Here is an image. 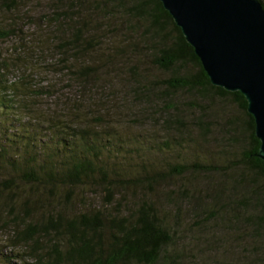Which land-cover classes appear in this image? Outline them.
I'll return each instance as SVG.
<instances>
[{"label": "rangeland", "instance_id": "rangeland-1", "mask_svg": "<svg viewBox=\"0 0 264 264\" xmlns=\"http://www.w3.org/2000/svg\"><path fill=\"white\" fill-rule=\"evenodd\" d=\"M133 4L0 0V33L8 34V38L0 35V145L12 154L9 149L23 144L14 134L30 133L37 142L39 137L49 138L51 129L69 137L71 128L77 127L88 135L98 132L124 141V151L108 164L114 175L145 171L167 177L170 170L184 165L220 170L173 175L152 193L134 188L125 198L131 205L141 193L149 196L169 224L178 216L174 245L166 249L179 255L171 264H264V231L247 228V214L234 221L210 201L214 195L222 196L226 178L240 193L242 185L252 180L242 176L239 167L242 152L249 147L246 116L233 98L214 91L166 88L167 81L193 75L196 68L187 63L164 71L152 63L176 35L166 25L155 36L150 19L131 13ZM83 21V29L94 34L90 46L83 38L78 53L71 49L62 55L56 47L58 37L68 39V28ZM85 66L90 69L83 71ZM6 136L12 140L6 142ZM19 174L16 168L0 165V184L13 180L11 189L0 187V264H25L17 257L31 264L24 246L11 245L14 213L18 220L37 222L49 211L75 217L107 205L96 182L74 189L64 183L51 193L48 183L31 184ZM184 194L196 198V210L181 203Z\"/></svg>", "mask_w": 264, "mask_h": 264}, {"label": "trees", "instance_id": "trees-1", "mask_svg": "<svg viewBox=\"0 0 264 264\" xmlns=\"http://www.w3.org/2000/svg\"><path fill=\"white\" fill-rule=\"evenodd\" d=\"M128 1L134 2L132 14L140 19L151 20L155 36H159L166 25H169L176 35L174 40L162 48L152 61L155 66L168 71L190 63L196 68V73L193 75H180L176 80L167 81L166 88L214 91L222 98H233L237 107L246 116L249 147L242 152L239 167L241 166L242 169L240 174L250 176L252 180L249 184L242 185L240 193L230 186L233 180L226 178L220 192L222 196L214 195L210 197V201L230 213L234 221L243 220V215L247 214L245 218L249 224L247 228H252L255 232L264 231V162L255 156L259 141L254 135L253 119L246 112L245 99L238 92L229 93L211 86L193 49L185 42L180 29L175 26L159 0ZM257 1L264 9V1ZM83 27H86L84 21L82 25L68 28L71 32L68 39L58 37L56 47L62 55H69L71 49L78 53L80 48L78 45L83 38L87 39L85 43L90 46L88 43L93 41L94 34L88 30L85 31ZM0 35L8 38L6 33L2 32ZM89 69L88 66L82 68L83 71ZM80 72L82 73L81 70ZM4 130L6 134L9 131L6 128ZM49 131H51L48 132L49 138L39 137L38 143L35 138H32L35 136L30 133L14 134V138L17 137L23 144L20 148L9 149L13 151L12 154L6 150L5 145H0V165L7 164L9 167L16 168L25 182L40 186L48 183L51 193L58 186L63 187L69 184L68 188L71 189L84 188L96 182L104 191L107 205L75 217H65L60 213L53 215L49 211L37 222L18 220V215L10 210L13 214L12 225L16 227L12 232L11 245L24 246L28 250L25 256H29L31 264L175 263L179 255L169 254L166 249L174 245V227L178 216H173V223L169 224L155 200L142 193L137 202L129 205L125 198L127 191L136 188L152 193L159 182L162 183L173 175L182 176L185 173H204L205 171L220 173L221 171L213 167L184 165L179 169L170 170L167 177L161 172L145 171H140L133 176L114 175V169L109 171L108 164L112 161L115 163L116 157L124 151L123 140L114 141L110 136L105 137L98 132H96L97 135H88L87 130L77 127L71 128L72 134L69 137L65 132L56 135L53 132L54 129ZM6 137V142L12 140L10 136ZM49 139L50 142H48ZM33 165L36 166L35 169ZM224 172L226 171H222ZM12 185L13 180L6 179L0 187L11 189ZM94 186L98 188L97 185ZM184 195L187 196V194ZM185 197L181 203L191 204L193 209L196 206L194 209L196 210V198ZM109 206L115 208L110 210ZM246 207L250 209H244ZM211 213L213 214V211ZM31 215L32 213L29 216ZM16 259L28 264L21 257Z\"/></svg>", "mask_w": 264, "mask_h": 264}, {"label": "water", "instance_id": "water-1", "mask_svg": "<svg viewBox=\"0 0 264 264\" xmlns=\"http://www.w3.org/2000/svg\"><path fill=\"white\" fill-rule=\"evenodd\" d=\"M213 87L238 92L264 162V9L257 0H159Z\"/></svg>", "mask_w": 264, "mask_h": 264}]
</instances>
